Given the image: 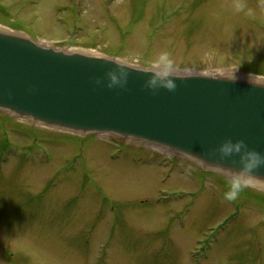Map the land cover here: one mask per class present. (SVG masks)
I'll return each instance as SVG.
<instances>
[{"label":"rangeland","instance_id":"rangeland-1","mask_svg":"<svg viewBox=\"0 0 264 264\" xmlns=\"http://www.w3.org/2000/svg\"><path fill=\"white\" fill-rule=\"evenodd\" d=\"M0 27L136 68L167 51L175 74L264 77V0H0ZM228 179L0 110V264H264V190L227 201Z\"/></svg>","mask_w":264,"mask_h":264},{"label":"water","instance_id":"water-1","mask_svg":"<svg viewBox=\"0 0 264 264\" xmlns=\"http://www.w3.org/2000/svg\"><path fill=\"white\" fill-rule=\"evenodd\" d=\"M110 72L119 80L112 87ZM150 76L116 58L47 48L0 29V110L10 116L81 137L139 140L228 177L240 162L220 158L224 140L264 153V87L250 85L249 74L233 81L231 74L178 73L174 91L150 89ZM255 175L264 187V166Z\"/></svg>","mask_w":264,"mask_h":264},{"label":"clouds","instance_id":"clouds-1","mask_svg":"<svg viewBox=\"0 0 264 264\" xmlns=\"http://www.w3.org/2000/svg\"><path fill=\"white\" fill-rule=\"evenodd\" d=\"M233 8L235 12L239 13L245 10L246 5L237 2L233 5ZM117 67L122 68L125 65L117 62ZM144 67L147 71L151 72V76L147 82V86L150 89L160 87L168 91H174L176 89V67L174 60L167 51L160 52ZM108 75L110 78L109 87L119 82L114 72H110ZM228 79L233 81L236 79L234 72ZM248 83L256 87H264V79H256L252 73L249 74ZM216 151L221 159L231 158L234 155L239 157L240 167L230 171L227 181L228 190L224 192L225 200L235 201L253 183V180L256 178L255 170L264 166V153L250 149L243 140L233 141L231 138L224 140Z\"/></svg>","mask_w":264,"mask_h":264},{"label":"bare ground","instance_id":"bare-ground-1","mask_svg":"<svg viewBox=\"0 0 264 264\" xmlns=\"http://www.w3.org/2000/svg\"><path fill=\"white\" fill-rule=\"evenodd\" d=\"M0 29L2 30L3 28L0 27ZM251 185H254V186H256V187L258 186V187L264 189L263 185L257 184V183H255V182H253Z\"/></svg>","mask_w":264,"mask_h":264}]
</instances>
